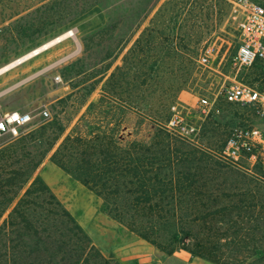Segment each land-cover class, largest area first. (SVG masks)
Here are the masks:
<instances>
[{"label": "trees", "instance_id": "obj_1", "mask_svg": "<svg viewBox=\"0 0 264 264\" xmlns=\"http://www.w3.org/2000/svg\"><path fill=\"white\" fill-rule=\"evenodd\" d=\"M101 1L49 0L0 33L7 30L15 40L33 37L42 29L39 26L53 23L48 20L55 9L63 14L64 27ZM111 29L106 26L95 35L108 34ZM54 30L48 29L46 35ZM109 57L106 52L101 63ZM126 59L105 77L109 63L100 64L89 75L87 80L99 79L80 95L79 108L102 82L100 96L88 104L69 132L72 119L63 121L53 115L20 136L22 148L0 151V219L31 180L0 226V264H119L101 254L34 175L47 156L99 197L109 218L166 256L182 250L213 264H264L262 167L256 163L247 169L226 161L219 153L171 131L165 124L168 118H145L152 124L146 142L121 140L118 129L123 115L139 106L123 94ZM73 65L59 71L65 80L72 75ZM153 73L150 67L144 75ZM77 88L73 86L76 93L53 105L62 112L73 94L80 93Z\"/></svg>", "mask_w": 264, "mask_h": 264}, {"label": "rangeland", "instance_id": "obj_2", "mask_svg": "<svg viewBox=\"0 0 264 264\" xmlns=\"http://www.w3.org/2000/svg\"><path fill=\"white\" fill-rule=\"evenodd\" d=\"M47 1L0 0V31ZM249 1L264 4V0ZM245 18V9L228 0H102L63 27V14L55 9L48 20L53 23L39 26L42 29L33 37L15 40L7 30L0 33L1 69L73 30L72 36L0 73V115L18 111L33 117L20 136L37 129L53 115L63 121L72 119L66 130L69 132L88 104L100 96L102 82L79 108L80 95L99 79L87 80L89 75L100 67L108 52L110 57L102 65L109 63L110 68L104 77L122 67L126 57L123 94L139 105L138 110L123 115L118 129L121 140L146 142L152 124L145 118L160 121L168 118L165 124L171 131L221 155L224 140L235 128H255L264 133V113L259 107L230 103L218 94L232 79L264 93V62L254 61L236 75L231 64ZM106 26H112L108 34L95 35ZM46 28L55 30L46 35ZM208 49L211 58L207 68L197 60ZM149 55L151 58L147 59ZM72 63V75L65 80L59 71ZM150 67L155 74L144 75ZM79 71L82 74L74 76ZM75 85L80 93L73 94L64 112H60V106L53 103L71 92L76 93V89L72 90ZM202 96L213 102L206 115L197 103ZM178 118L182 120L183 130L169 124ZM20 136L0 140V151L22 148ZM251 163L244 157L239 165L251 169ZM23 191L1 217L0 226Z\"/></svg>", "mask_w": 264, "mask_h": 264}, {"label": "built area", "instance_id": "obj_3", "mask_svg": "<svg viewBox=\"0 0 264 264\" xmlns=\"http://www.w3.org/2000/svg\"><path fill=\"white\" fill-rule=\"evenodd\" d=\"M236 2L246 11V18L242 24L239 36V45L231 57V64L235 75L249 67L254 61L264 62V4L249 0H228ZM211 54L209 49L199 56L197 63L202 67H209ZM218 94L230 103L240 105H253L259 107L264 113V93L232 79L227 86H222ZM197 103L201 113L207 114L213 102L208 97L198 98ZM46 116V111L43 112ZM33 117L29 113L7 111L0 115V140L9 137L20 136L24 127L32 122ZM182 120L172 119L171 127H184ZM221 155L226 161L238 165L240 160L247 157L252 163H258L264 170V133L255 128H235L224 140Z\"/></svg>", "mask_w": 264, "mask_h": 264}, {"label": "crops", "instance_id": "obj_4", "mask_svg": "<svg viewBox=\"0 0 264 264\" xmlns=\"http://www.w3.org/2000/svg\"><path fill=\"white\" fill-rule=\"evenodd\" d=\"M35 175L72 215L101 254L112 257L119 264H213L182 250L170 256L160 254L152 245L109 218L102 210L99 197L54 165L49 156Z\"/></svg>", "mask_w": 264, "mask_h": 264}, {"label": "bare ground", "instance_id": "obj_5", "mask_svg": "<svg viewBox=\"0 0 264 264\" xmlns=\"http://www.w3.org/2000/svg\"><path fill=\"white\" fill-rule=\"evenodd\" d=\"M73 35V30H68L67 32H65L64 34L60 35V36H57L56 38H54L53 40L41 45L40 47L38 48H35L33 49L31 52L27 53L26 55L22 56L21 58L17 59L18 60H22V59H25V58H28V57H31V56H34V55H37L38 53H40L41 51L45 50L46 48L50 47L51 45L55 44V43H58V42H61L62 40H64L65 38L69 37V36H72ZM16 61L10 63L9 65H6L4 67H2L0 69V73L5 71V69L7 68H10L12 67V64L15 63Z\"/></svg>", "mask_w": 264, "mask_h": 264}, {"label": "water", "instance_id": "obj_6", "mask_svg": "<svg viewBox=\"0 0 264 264\" xmlns=\"http://www.w3.org/2000/svg\"><path fill=\"white\" fill-rule=\"evenodd\" d=\"M29 58V57H28ZM27 58H25V59H22V60H16V62L15 63H13L12 64V66H15V65H17V64H19V63H21L22 61H24V60H26ZM7 69H9V68H7ZM7 69H5V70H7Z\"/></svg>", "mask_w": 264, "mask_h": 264}]
</instances>
